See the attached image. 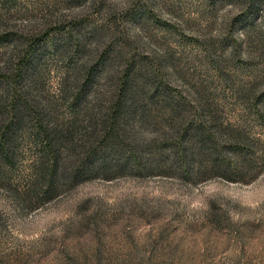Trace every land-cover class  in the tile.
<instances>
[{"label":"rangeland","instance_id":"rangeland-1","mask_svg":"<svg viewBox=\"0 0 264 264\" xmlns=\"http://www.w3.org/2000/svg\"><path fill=\"white\" fill-rule=\"evenodd\" d=\"M251 1L0 0V32L29 30L39 48L70 29L87 39L102 32L125 60L153 67L201 119L209 110L242 130L257 158L264 155V115L255 113L264 106V0H253L258 6L246 15ZM10 46L1 42L0 55ZM43 52L40 93L58 100L65 62ZM27 157L12 180L11 165L0 180V264H264V159L253 163L258 175L249 183L94 179L31 206L15 195Z\"/></svg>","mask_w":264,"mask_h":264},{"label":"trees","instance_id":"trees-1","mask_svg":"<svg viewBox=\"0 0 264 264\" xmlns=\"http://www.w3.org/2000/svg\"><path fill=\"white\" fill-rule=\"evenodd\" d=\"M254 2L244 7L246 15ZM91 33L87 39L70 29L39 48L29 30L0 32V43H11L0 55V180L10 165L15 177L27 152L18 177L23 192L15 186L21 202H50L94 179L165 177L197 184L257 177L253 163L264 155L249 154L253 144L242 130L218 123L209 110L204 121L196 107L170 93L153 67L125 60L102 32ZM47 49L65 62L58 100L40 93ZM255 113L264 115V106Z\"/></svg>","mask_w":264,"mask_h":264}]
</instances>
